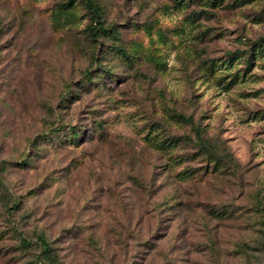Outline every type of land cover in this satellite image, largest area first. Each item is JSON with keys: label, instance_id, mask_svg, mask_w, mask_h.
I'll use <instances>...</instances> for the list:
<instances>
[{"label": "rangeland", "instance_id": "rangeland-1", "mask_svg": "<svg viewBox=\"0 0 264 264\" xmlns=\"http://www.w3.org/2000/svg\"><path fill=\"white\" fill-rule=\"evenodd\" d=\"M67 1L0 0V264H264V0Z\"/></svg>", "mask_w": 264, "mask_h": 264}, {"label": "trees", "instance_id": "trees-1", "mask_svg": "<svg viewBox=\"0 0 264 264\" xmlns=\"http://www.w3.org/2000/svg\"><path fill=\"white\" fill-rule=\"evenodd\" d=\"M75 0H68L65 3V7L73 4ZM86 4L89 8V11L92 13V19L93 21L87 26L88 27V33H89V38L91 40H97L98 35H100V33H107V34H115L114 36H116V33L113 32V30L109 27H106L104 25V22L101 18L100 12L102 10L101 6L95 2L94 0H86ZM113 32V33H112ZM117 49L127 58L129 55L128 53L125 51L124 48H122L121 46L117 47ZM77 134V131L72 130L71 131V135L75 137ZM41 243L43 244V248L44 249H48V242L44 239L41 238Z\"/></svg>", "mask_w": 264, "mask_h": 264}]
</instances>
